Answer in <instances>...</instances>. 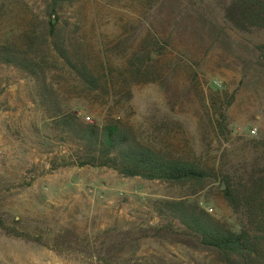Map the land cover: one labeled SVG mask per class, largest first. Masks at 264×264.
Listing matches in <instances>:
<instances>
[{"label": "rangeland", "instance_id": "374dc122", "mask_svg": "<svg viewBox=\"0 0 264 264\" xmlns=\"http://www.w3.org/2000/svg\"><path fill=\"white\" fill-rule=\"evenodd\" d=\"M263 11L264 0H73L53 15L47 0H0V48L39 65L64 112L210 175L195 188L77 166L33 79L0 62V264H220L159 207L186 199L250 230L242 193L262 187L264 200Z\"/></svg>", "mask_w": 264, "mask_h": 264}, {"label": "trees", "instance_id": "16d2710c", "mask_svg": "<svg viewBox=\"0 0 264 264\" xmlns=\"http://www.w3.org/2000/svg\"><path fill=\"white\" fill-rule=\"evenodd\" d=\"M73 0H47L53 15L63 5ZM264 21V11L262 12ZM57 19L49 21V31L56 29ZM57 54L67 60L66 51L55 43ZM0 62L26 72L34 81L39 107L51 124L62 130L64 136L77 146L82 155L77 166L111 168L127 178L138 177L148 181H162L175 186L201 188L209 173L198 163L174 159L141 144L130 129L115 124L101 127L84 124L72 113L64 112L54 92L49 88L43 69L27 57L7 47L0 48ZM78 74L81 80L93 85L85 69ZM261 188L242 193L244 211L250 230L233 232L196 203L179 199L162 201L159 211L179 222L184 245L194 250L211 252L220 264H264V200ZM225 200L234 206L239 201L236 191L224 186ZM0 229L7 231L0 218Z\"/></svg>", "mask_w": 264, "mask_h": 264}]
</instances>
